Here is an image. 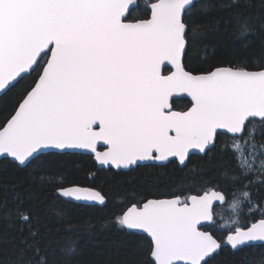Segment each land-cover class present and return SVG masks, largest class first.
<instances>
[{
	"label": "snow or ice",
	"instance_id": "6c2138e0",
	"mask_svg": "<svg viewBox=\"0 0 264 264\" xmlns=\"http://www.w3.org/2000/svg\"><path fill=\"white\" fill-rule=\"evenodd\" d=\"M215 6L214 0L199 9L196 0H155L147 6L150 17L139 19L132 16L136 0H0V94L35 74L0 127V154L23 167L45 152L76 149L116 168L170 157L183 164L190 150L205 152L218 136L230 137L226 148L235 163L224 170V184L202 195L173 194L117 209L119 226L150 237L145 264H207L222 247L201 230L215 224L214 202L237 216L245 205L247 214L264 216L254 203L255 193L264 191V143L255 139L257 127L264 128V65L189 70L184 63L189 41L203 27L194 17ZM236 23L241 34L252 30L249 18ZM166 62L174 69L167 75ZM181 93L191 98L187 110L174 108L173 97ZM98 142L104 151H97ZM59 191L107 203L92 188ZM238 224L237 218L220 225L228 232L223 243L233 249L264 243V218ZM22 243L32 256L22 249L13 264H49L37 244ZM74 250L71 244L64 249Z\"/></svg>",
	"mask_w": 264,
	"mask_h": 264
},
{
	"label": "trees",
	"instance_id": "16d2710c",
	"mask_svg": "<svg viewBox=\"0 0 264 264\" xmlns=\"http://www.w3.org/2000/svg\"><path fill=\"white\" fill-rule=\"evenodd\" d=\"M152 1L139 0L132 16L147 18L150 14L147 6ZM206 2H196L197 8ZM214 2L213 9L206 14L198 12L194 17L203 27L196 41H189L186 68L203 70L212 65L246 64L249 69H260L264 65V7L261 6L264 0ZM240 18L250 19L249 33L238 31L236 22ZM34 77V73L25 77L0 97V127L14 113L23 89ZM189 106L186 98L174 101L177 109L185 110ZM255 139L258 144L264 143V128L257 127ZM228 140L226 136H218L210 151L203 156L192 155L184 167L172 160L165 165H139L116 171L99 168L92 156L83 153H45L28 167L9 158L0 159V264H13L24 249L25 239L40 247L49 264H145L149 238L119 226L115 222L117 209L150 197L187 195L224 184L221 179L224 170L235 163L226 148ZM70 185L95 188L106 197L107 203L68 200L59 189ZM254 203L264 211V191L255 193ZM221 209L215 213L212 229L222 241L228 232L221 230L220 225L238 218L237 226H248L264 217L260 212L247 214V205L239 216ZM18 210L30 213V219L21 220ZM33 232L37 233L35 237ZM69 244L75 250L65 254ZM24 251L26 257L32 256L31 250ZM207 264H264V244L236 250L222 247Z\"/></svg>",
	"mask_w": 264,
	"mask_h": 264
},
{
	"label": "water",
	"instance_id": "95a60500",
	"mask_svg": "<svg viewBox=\"0 0 264 264\" xmlns=\"http://www.w3.org/2000/svg\"><path fill=\"white\" fill-rule=\"evenodd\" d=\"M137 1L138 0H136V4H137ZM198 1H200V0H196V2H198ZM155 2V1H154ZM165 67H172L170 64H167V62H166V64H165V66H162V70L165 68ZM174 70V69H173ZM9 90V89H8ZM7 90V91H8ZM6 91V92H7ZM6 92H3L2 94H0V97L1 96H3ZM179 97H187V98H189L190 100H191V98L189 97V96H187V94L186 93H181V94H175L174 95V97L173 98H179ZM101 147H106L104 144H103V142H98V146H97V151H100L99 150V148H101ZM211 147V146H210ZM102 151H104V150H102ZM102 151H100V152H102ZM50 152H56V153H84V154H90V155H93L94 156V160H95V162L98 164V166L100 167V168H109V167H113V168H115V169H124V170H127V169H130V168H133V167H135V166H137V165H142V164H147V163H151V162H155V163H164L165 161H137V164L136 165H132V166H129V167H127V168H125V167H123V166H121L120 168H116L114 165H111V164H108V165H105V164H102L100 161H98L97 159H96V157H95V154L94 153H92L91 152V150H86V149H76V150H68V151H65V150H54V151H50ZM192 152H198V153H202L201 151H199V150H196V149H192V150H190V153H192ZM45 153H49V152H45ZM189 153V154H190ZM2 158H9L10 160H12L13 162H15V163H17V164H19V162H17V161H15V159L14 158H12V157H10V156H8L7 154H0V159H2ZM188 158V157H187ZM186 161H187V159H186ZM186 161L182 164V165H184L185 163H186ZM20 165V164H19ZM21 166V165H20ZM23 167V166H22ZM69 187H74V186H69ZM75 187H82V188H90V187H83V186H75ZM93 189V188H92ZM95 190V189H94ZM97 191V190H96ZM217 191H220V190H217ZM59 193L62 195V193L59 191ZM203 194V193H202ZM201 194V195H202ZM63 196V195H62ZM63 197H65V196H63ZM65 198H67L68 200H71V201H74V202H80V203H90V204H99V203H97V202H87V201H78V200H76L75 198H69V197H65ZM169 199V198H168ZM217 205H220V202H214V208L217 206ZM214 210V209H213ZM260 219H262V218H260ZM260 219H258L257 221H255V222H253V223H256V222H258ZM252 223V224H253ZM249 226H251V225H249ZM201 230L202 231H207V230H203L202 229V227H201ZM130 231H132V232H135V233H139V234H143V235H146L149 239H150V237L148 236V234L147 233H144L143 231H141V230H130ZM228 235V234H227ZM226 235V236H227ZM216 238V237H215ZM218 239V238H217ZM225 239H226V237H225ZM225 239H224V241H225ZM219 240V239H218ZM220 241V240H219ZM224 241H221L222 242V247H230V248H232L230 245H228V244H226V243H223ZM259 244H263L262 242H252V243H250V245H259ZM221 247V248H222ZM221 248L216 252V253H214L211 257H213L215 254H217L220 250H221ZM239 248H241V247H239ZM238 248V249H239ZM233 249V248H232ZM236 250V249H235ZM210 257V258H211ZM209 259V258H208ZM207 259V260H208ZM180 264H182V262H180Z\"/></svg>",
	"mask_w": 264,
	"mask_h": 264
},
{
	"label": "flooded vegetation",
	"instance_id": "af4514ba",
	"mask_svg": "<svg viewBox=\"0 0 264 264\" xmlns=\"http://www.w3.org/2000/svg\"><path fill=\"white\" fill-rule=\"evenodd\" d=\"M155 1V0H154ZM138 2H139V0L137 1V4H138ZM136 4V5H137ZM136 8V7H135ZM148 17H150V14H149V16ZM147 17V18H148ZM141 19H144V18H141ZM184 63H185V57H184ZM249 70H260V69H249ZM171 71H173V68L172 67H165L163 70H162V73L163 74H165V75H167V74H169ZM182 98H186V99H188L189 101H190V106H191V100L189 99V98H187V97H179V98H173V105H174V101L175 100H177V99H182ZM189 106V107H190ZM175 108V107H174ZM175 110H180V109H177V108H175ZM185 110H187V109H185ZM14 114V113H13ZM253 122H255V121H253ZM252 122V123H253ZM255 124V123H254ZM229 139H230V137H228ZM216 141H217V139H216ZM216 141H215V144H216ZM213 147L211 146V147H209V149L207 150V151H205V152H202V153H198V152H192V153H190L189 154V156H188V158H187V161H186V163L184 164V165H182L181 163H180V161H179V159L178 158H176V157H170L169 158V160L168 161H165L164 163H155V162H151V163H147V164H142V165H148V164H154V165H165V164H168L170 161H172V160H175L176 162H177V164H178V166H180V167H184V166H186L187 164H188V162H189V159H190V157L192 156V155H201V156H203V155H205L208 151H210L211 149H212ZM106 149V147H101V148H99V150L100 151H102V150H105ZM84 154V153H83ZM90 155V154H89ZM90 156H92L93 157V159H94V156L93 155H90ZM95 161V160H94ZM96 163V162H95ZM97 164V163H96ZM19 165V164H18ZM97 166H98V164H97ZM137 166H139V165H137ZM137 166H135V167H133V168H136ZM99 167V166H98ZM100 168V167H99ZM109 168H112V169H114V170H116V171H118V170H124V169H115V168H113V167H109ZM109 168H104V169H109ZM133 168H130V169H133ZM130 169H127V170H130ZM126 170V171H127ZM70 186H81V185H70ZM67 187H69V186H67ZM83 187H86V186H83ZM91 188V187H90ZM211 188H213L212 186L211 187H207V188H205V189H203L201 192H198V193H189V194H187V195H181V197L183 198L184 196H191V195H201L202 193H204V191H208L209 189H211ZM93 189H95V188H93ZM95 190H97V189H95ZM216 190H220V191H223V190H221V189H219V188H216ZM97 191H99V190H97ZM100 192V191H99ZM226 194V193H225ZM172 197V195L171 196H161V197H150V198H147L146 200H144V201H142V202H140V204L142 205V203L143 202H146L147 200H149V199H168V198H171ZM80 203V202H79ZM87 204H90V203H87ZM97 205H100V204H97ZM129 206H131V204L129 205ZM221 208V206L220 205H217L215 208H214V212L216 213L217 212V210L218 209H220ZM215 217H216V215H215ZM262 218H264V217H262ZM260 219V218H259ZM257 221V220H256ZM255 222V221H254ZM252 223H250L249 225H251ZM248 225V226H249ZM215 226V224L213 225V227ZM212 227V228H213ZM240 227H246V226H240ZM212 228H209V227H206V226H204V227H202V229L203 230H207V231H211L212 233H213V235L216 237V238H218L215 234H214V232H213V229ZM219 239V238H218ZM225 239V238H224ZM150 240V239H149ZM220 240V239H219ZM220 241H222V240H220ZM224 241V240H223ZM264 244V243H263Z\"/></svg>",
	"mask_w": 264,
	"mask_h": 264
},
{
	"label": "rangeland",
	"instance_id": "374dc122",
	"mask_svg": "<svg viewBox=\"0 0 264 264\" xmlns=\"http://www.w3.org/2000/svg\"><path fill=\"white\" fill-rule=\"evenodd\" d=\"M152 2H154V0H153ZM218 210H219V209H218ZM218 210H217V211H218ZM220 211H223V208H222Z\"/></svg>",
	"mask_w": 264,
	"mask_h": 264
}]
</instances>
